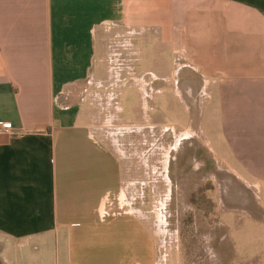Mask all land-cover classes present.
Wrapping results in <instances>:
<instances>
[{"label":"crops","instance_id":"1","mask_svg":"<svg viewBox=\"0 0 264 264\" xmlns=\"http://www.w3.org/2000/svg\"><path fill=\"white\" fill-rule=\"evenodd\" d=\"M171 78L167 106L175 98L199 123L217 121L207 174L233 183L261 225L264 0H0V125H10L0 126V264H157L141 208L146 165L131 151L140 145L147 160L159 141L167 154L169 137L177 163L199 151L188 122L152 141L147 115ZM188 87L206 98L185 102ZM128 89L131 117L120 100ZM196 191L182 186L177 206H196ZM217 192L228 221L231 196ZM120 196L131 212L101 217L104 197Z\"/></svg>","mask_w":264,"mask_h":264},{"label":"rangeland","instance_id":"2","mask_svg":"<svg viewBox=\"0 0 264 264\" xmlns=\"http://www.w3.org/2000/svg\"><path fill=\"white\" fill-rule=\"evenodd\" d=\"M172 68H175L174 64ZM187 71L183 70L182 73L185 75ZM177 80L182 82L181 77ZM195 82H197L196 79ZM161 85L166 92L162 97L155 96L151 104L152 109L147 115L149 123L157 127L153 128L152 141L154 136L159 137L160 127L175 126L176 130H179L183 128L184 123L188 122L195 132L193 139L199 151L186 158L180 155L177 163V150L171 149L176 137H169L167 154L164 152L166 146L159 141H153L150 144L151 150L146 145V154L149 156L147 160L142 159V147L138 143L139 149L136 146L131 151L132 155H140V160L136 162L141 164L145 162L146 165L142 170L146 173L145 179L142 180L146 183L144 186H147L146 191L142 192L145 208H141L146 216L150 217L151 232L160 253L157 264H264V219L261 225L252 224L238 203L239 190L235 191V186L230 187L233 183L229 180L223 181L217 176L208 175L204 168L206 164L212 165L213 162L215 164L212 152L216 149L213 145L216 141L219 142L220 138L215 135V128L210 127H217V121H211L212 118L205 114L202 122L200 120L199 123L197 112L186 111V103L181 102L179 105L175 98L173 100L176 104L172 100L170 106H167L166 96L172 99L175 85L172 78L169 83H161ZM179 89H182L181 85ZM185 93L188 99L185 96L184 100L182 96L178 101L181 99L190 103V101H203L206 98L203 91L196 93L191 87H188ZM120 100L126 110V116L131 117L130 109L138 105L136 91L128 89L122 92ZM154 133L157 134L154 135ZM127 153H130V150ZM181 162L189 170L195 171L197 177L192 176L186 167L181 168L180 174L177 173V164ZM181 184L189 189L197 190L196 193L194 192L195 196H191V200L197 203L196 206H177ZM220 188L224 189L232 199L230 203L233 216L228 221L224 216L227 208L213 205L219 201L220 193L217 191ZM192 193L190 195H193ZM119 200L120 205L123 206L122 209L131 212L132 206L128 204L129 199L124 200L120 196ZM250 252H253V255Z\"/></svg>","mask_w":264,"mask_h":264},{"label":"built area","instance_id":"3","mask_svg":"<svg viewBox=\"0 0 264 264\" xmlns=\"http://www.w3.org/2000/svg\"><path fill=\"white\" fill-rule=\"evenodd\" d=\"M175 65L177 68L182 66L180 57H176ZM0 126L5 129L10 128L9 124H4ZM122 208L123 206L120 205L119 199H116L115 201H113V200L108 199V197H104V199L101 201L99 213L101 214V217L103 218L109 217V216H115V215L123 214V212L121 211L123 210Z\"/></svg>","mask_w":264,"mask_h":264},{"label":"flooded vegetation","instance_id":"4","mask_svg":"<svg viewBox=\"0 0 264 264\" xmlns=\"http://www.w3.org/2000/svg\"><path fill=\"white\" fill-rule=\"evenodd\" d=\"M188 134H190V133H187L186 135H188Z\"/></svg>","mask_w":264,"mask_h":264}]
</instances>
